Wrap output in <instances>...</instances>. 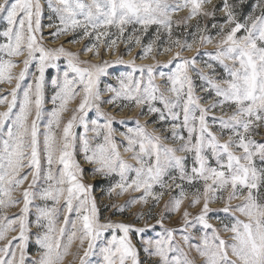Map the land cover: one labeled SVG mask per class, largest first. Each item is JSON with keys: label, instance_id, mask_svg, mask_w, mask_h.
Wrapping results in <instances>:
<instances>
[{"label": "snow or ice", "instance_id": "1", "mask_svg": "<svg viewBox=\"0 0 264 264\" xmlns=\"http://www.w3.org/2000/svg\"><path fill=\"white\" fill-rule=\"evenodd\" d=\"M211 2L46 0L47 10L59 21L47 25L56 28L51 33L53 42L73 33L79 36L69 44L95 38V43L85 45L82 53L68 51L63 45L44 46L41 19L45 5L41 0H4L0 4V16L6 21L0 31V84L11 86L15 81L11 92L0 96V105L7 107L0 112V210L23 204L17 216L0 214V241L7 240L9 232L17 231L15 226L19 232L0 247V264H25L33 207L38 259L31 264H64L69 255L78 257L79 264H92L93 255L100 257L98 264H150L153 257L158 258V264H196L189 255L193 250L203 264H264V143L252 138L254 130L264 125V0L250 5L252 11L243 21L237 19V5L229 0H222L212 12L204 11ZM185 9L189 11L186 20L174 24L173 15ZM217 11L224 13V21L211 24V29H217L215 35L208 26L197 23L194 31L182 33L183 39L174 37V27L183 23L187 28L188 20L200 16L214 20ZM153 25L156 39L145 45L136 59L155 61L156 55L172 54L167 63L137 66L135 59L125 61L122 57L95 64L79 59L88 53L99 57L101 44L112 52L120 42L138 46L141 40L136 33H146ZM129 26L130 34L125 36ZM161 30L167 33V46L154 55ZM209 45L215 47V52L199 51ZM194 49L196 55L191 59L184 55ZM19 57H24L23 67L14 74ZM117 66H124L125 70L109 71ZM33 67L34 72L30 71ZM49 69H55L56 75L48 80L53 94L47 101L52 108L46 112L45 73ZM29 76L32 81L25 83ZM102 77L114 79L117 86L102 81ZM157 80L165 81L164 85L157 84ZM197 89L206 95L198 96ZM109 93L107 99H102ZM78 97V107L65 122L63 114ZM209 97L214 102L204 107L201 101ZM102 105L120 111L146 106L140 116H152L151 123L158 125L161 132L170 129V139L176 146L166 144L157 130L150 132L148 124H141L139 117L116 121ZM225 107L234 108L227 119L213 115L209 122L210 112ZM14 108L17 111L13 112ZM114 124L125 130L119 131ZM213 127L221 135L226 134L227 140L221 142ZM77 128L83 132L78 134ZM118 131L120 143L116 141ZM90 132L95 144L89 138ZM125 154H131L135 164L124 159ZM78 155H82L83 163L92 166L90 172L82 167ZM88 175L99 177L102 182L85 183ZM29 177L31 183L23 191L22 201L12 199L13 192ZM40 180L44 185L37 193ZM96 189L100 198L109 199L113 194L141 193L126 205L103 207L122 213L152 200L148 213L137 219H155L156 224L133 228L110 220L102 223ZM172 189L179 192L165 204V212H179L189 194L193 197L189 207L202 202L195 223H190L185 211L184 226L178 230L164 226L168 218L165 213L159 217L153 214L166 191ZM37 197L45 202L43 207L33 204ZM237 199L243 203L232 207V201ZM218 201L224 202L220 211L225 215L217 219L222 231L231 233L230 243L221 238L220 229L209 223V205ZM237 213L245 219L241 220ZM156 225L163 229L156 232L159 238L144 239ZM197 225L200 235L194 243L195 234L190 230ZM109 230L111 238L98 245ZM132 232L142 237L146 260L140 259V251L133 246ZM177 232L189 251L176 242ZM77 240L83 255L71 252Z\"/></svg>", "mask_w": 264, "mask_h": 264}, {"label": "rangeland", "instance_id": "2", "mask_svg": "<svg viewBox=\"0 0 264 264\" xmlns=\"http://www.w3.org/2000/svg\"><path fill=\"white\" fill-rule=\"evenodd\" d=\"M13 2V0H9V3ZM42 4L45 5V11L44 14L42 16L41 19V24H42V34L44 37V46L47 48H59L61 45H63L66 50L68 51H72V52H76V53H82L83 49L85 47V45H89L91 43H95V38L94 37H89L87 39H83L81 40V42L79 44H69L68 41L72 40L74 37L78 38L79 34L78 33H73L71 35L68 36H61L58 40H55V42H53V37L51 36V33L56 31V28H49L47 27V25L51 24H58L59 21L58 19L52 14L50 13L49 10H47L46 8V0H41ZM170 3H174L175 0H169ZM4 0H0V4H3ZM222 3V0H212L211 4H206L204 7V11L207 12H212L214 10V8H218L220 6V4ZM229 3L232 4H236L237 7L234 9V11H236L237 13V19L240 21H243L245 16L248 15L252 9L250 7V5H254L256 3V0H243V2H241V0H229ZM257 15L259 14L258 12L256 13ZM189 15V11L187 9L185 10H181L179 12H177L176 14L173 15V22L175 24V22H179V21H185L186 18ZM52 17L51 19H49V17ZM224 21V13L222 11H217L215 18L213 20L212 17H197L196 19H192V20H188L187 24L188 27L185 28V25L183 23L179 24V27H174L173 28V32H174V37L175 36H180L181 39H183V32H191L194 31V26L197 23H200V25L202 27L204 26H208L209 31L215 35L217 29H211V24L213 22L216 23H222ZM6 21L2 18V16H0V31L3 30L4 26H5ZM228 29L226 28L225 31H227ZM112 31L114 32L115 29H112ZM131 31V26H129V30L125 32V36H128L130 34ZM141 40V44L140 45H134L132 43H128L125 44L123 42H120L118 44V47L114 50V52L112 51H108L105 46L103 44L100 45V56L94 57L92 53H88L87 55H83L81 54L79 56V59L81 61H87V62H91V63H100L101 60H107V61H115L118 58H123L125 61H130L135 59V62L137 64V66H143V65H149V64H153L156 61H159L161 64L167 63L168 60L172 59V54H167L165 53L164 55H156L157 52H161L163 51V47L167 46V42H168V38H167V33L164 32L163 30H161V35L159 40H156V44L154 45V55H156V60L154 61L153 59H151V61L149 63H144L143 60L140 59H136L142 52V49L145 45H147L148 43H150L151 41L156 39V26H150L147 30L146 33L141 34L140 32L136 33ZM239 35V34H238ZM107 39V38H105ZM218 39V37H217ZM2 42V41H0ZM72 45L77 46V48H74ZM131 48V54L128 53V49ZM215 47L213 45H209L207 47L204 48H200L199 51L200 52H215ZM184 55L191 59L193 56L196 55V50L194 49L192 52H185ZM24 57H19L16 58V62L19 64V67L13 69V73L14 74H18L21 70H22V61H23ZM61 66H63V61H61ZM199 67V66H198ZM124 66H117L116 69H109V71H119V72H123ZM30 71L34 72L35 68H31ZM165 71H167V69H165ZM222 71V70H221ZM56 75V70L55 69H49L46 73H45V80H46V88H45V99H46V103H45V111L47 112L48 110H50L52 108V104L50 102H47L49 100V98L51 97V95L53 94V88L52 85L50 83H48L49 77H54ZM137 75H139L137 73ZM32 81L31 76H29L25 83H30ZM102 81H105L107 83H112L114 86L116 85V81L114 79H110L107 77H102ZM197 84H199V81H196ZM157 84L159 85H164L165 81L162 80H157L156 81ZM15 85V81L12 82V85H7V84H0V89H2V91H0V96H4L7 95L8 93L11 92V88ZM104 84L102 83L101 87L103 88ZM23 87V84H22ZM198 96L204 97L206 94L201 92L199 89H197V93ZM111 94H107L105 96L102 97V99H107L108 96H110ZM11 99V97L9 96V100ZM214 102V98L209 97L207 101L202 100L201 103L204 107H210L211 103ZM79 104V97L77 98L76 101L72 102L68 107L69 110L68 112L63 114L62 119L66 122L68 119H70L71 117V112L76 109L78 107ZM103 110L108 112L110 115H112L114 117V119L116 121H121V120H125V121H133L136 118L139 117L140 119V123L141 124H148V130L150 132L157 130L156 134L158 135H162V137L164 138V142L166 144H169L170 146L175 147L176 145L173 144V142L170 139V129L167 132H161L158 130V125H153L151 123L153 117L152 116H140L141 111H146V106L144 109L141 108H131V109H124L123 111H120L119 109L113 108V106L111 105H102ZM7 107L6 105H0V112L6 111ZM17 111V109H13V112ZM234 111V108L231 107H225L223 110L221 109H215L213 112L209 113L208 116V120L209 122H211V119L213 117V115L216 118H219L221 116H224L225 119L228 118V116H230L232 114V112ZM90 116L92 115V113L89 114ZM47 118V117H46ZM114 127H116L119 131H124L125 129L120 126L119 124H114ZM77 133H82L83 129L82 128H77L76 129ZM119 131L117 132L116 135V141L117 143H120L122 141V137H120L119 135ZM183 131V130H182ZM212 131L215 132L218 136L221 137V142H224L227 140V135H221V133L215 128H212ZM255 134L253 135V139L256 140L259 143H264V125L260 126L259 128H256L255 130ZM183 134L186 136L187 132L183 131ZM89 138L91 140V142L93 144H95V140L91 139L93 134L90 132L89 134ZM121 152L123 154V150L121 149ZM130 155L131 154H125L124 155V159L128 160L129 163L135 164V161H132L130 159ZM178 155H182L181 153H178ZM77 159L81 160L82 162V155H78ZM191 161H192V157L189 155L188 156V162H189V168H191ZM214 164V161H213ZM82 167L86 170V172H90L92 169L91 165H88L86 163L82 162ZM24 171H27V169H25ZM101 178L97 177V178H93L90 175H88L85 179V183H90L92 185H96L97 183H100ZM29 183H31V177H29L28 181H25V183L21 186V188L18 191L13 192L12 194V199L14 200H21L22 201V193L25 189L28 188ZM44 185L43 180H40L37 182V186L35 191L37 193H39L42 190V186ZM158 190V189H157ZM194 191V189L192 190ZM179 192V189H172L171 191H166V194L164 195V197L160 200L158 206L156 207L155 211H154V215L156 217H159L161 213H165V215L168 217L165 221H164V226L173 230H178V229H182L184 226V221H183V213L185 211H187L189 213V221L190 223H195V217L199 214L201 208H202V202L199 205H196L195 207H189V204L191 203L193 197L191 196V194H189V196L184 200V203L181 206V209L179 212H175V213H168L165 212V204L171 199L172 196L176 195ZM94 195H96L98 197V204L101 206V222H107V221H111L113 223H124V224H128L131 225L133 228H143L145 226V224L147 223L148 225H155V219L153 220H138L137 217L141 214H147L148 211L151 209L152 207V200H149L148 204H137L135 206H132L130 208H126V210L124 212H117V210L115 208H111V210L106 211L104 209V205H108L111 206L113 204L115 205H126L127 202L132 199L133 197H138L141 195V193H135V192H128L125 193L122 196H116L115 194H113L112 198L109 199L107 196H104L102 198H100V192L99 189H96ZM227 194H225L226 196ZM243 203L242 200L237 199V200H233L232 201V207H235L238 204ZM34 205H40L41 207L44 206L45 202L40 200L38 197L33 201ZM49 206H51V201L48 202ZM23 207V204L20 203L19 205L9 208V209H2L0 210V214L7 216V217H13V216H17L19 215L20 209ZM61 207H63V202L61 203ZM211 211L209 212V223H211L213 225L214 228L220 229V236L222 239L228 241L229 243L231 242L230 240V236L231 233H226L222 231V224L219 223L217 217H223L225 214L220 211L223 207H224V202L222 201H218L216 203L210 204L209 205ZM113 213H116L115 215H113ZM237 216H239V214H236ZM74 218V216H73ZM239 218L241 220H244L245 218L243 216H239ZM30 221H33L32 226L29 229V240H28V244H27V248H26V257H25V264H31L32 261L38 259V255H37V245L35 243L36 240V233L38 231V229L35 227L34 224V220H35V208H32V214L29 217ZM62 220V217H61ZM17 228V231L14 232H9L7 234V240H11L12 237L14 236H18L19 232H18V226H15ZM163 231V229H161L158 225H156L155 230L151 231L147 236L143 237L144 239H158L159 237L156 235V232H160ZM192 233L195 234L194 236V240L193 242L196 243L198 242V237L200 235V225H197L196 228H193L190 230ZM209 233L211 232V230H208ZM117 235H122V233L117 232ZM180 233L177 232L176 233V242L180 245V247H183L184 250L187 252L189 251L188 248L183 244V241L180 240ZM111 238V230H109V232L104 234V238L99 240L97 243L99 244H104L106 243V241L108 239ZM130 239L131 242L133 244L134 247H136L139 251H140V259L141 260H146L147 257L145 256L142 246H141V239L142 237L138 234H136L135 232L130 233ZM7 240L5 241H0V247H3L5 243H7ZM13 243H16V241H13ZM84 247H87V242H85ZM17 251V259L19 258V251ZM79 251L80 255H83V249H80V245H79V241L77 240L73 245H72V249L71 252L73 254L77 253ZM190 258H194L196 261V264H203V260L199 258V256L197 255V253L193 250L189 253ZM92 260V264H98V261H100V257L93 255V257L91 258ZM64 264H79V259L78 257H76L75 255H69L68 257L65 258ZM150 264H158V258L153 257L150 261Z\"/></svg>", "mask_w": 264, "mask_h": 264}, {"label": "bare ground", "instance_id": "3", "mask_svg": "<svg viewBox=\"0 0 264 264\" xmlns=\"http://www.w3.org/2000/svg\"><path fill=\"white\" fill-rule=\"evenodd\" d=\"M74 48H77V46H74V45H72ZM98 58V57H97ZM144 61V63H149L150 61H151V59H145V60H143Z\"/></svg>", "mask_w": 264, "mask_h": 264}]
</instances>
